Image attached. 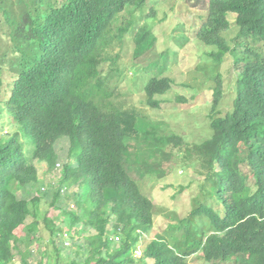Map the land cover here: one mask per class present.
<instances>
[{
  "label": "trees",
  "instance_id": "trees-1",
  "mask_svg": "<svg viewBox=\"0 0 264 264\" xmlns=\"http://www.w3.org/2000/svg\"><path fill=\"white\" fill-rule=\"evenodd\" d=\"M148 1L0 0V264H190L193 255L208 264H264V0H193L187 40L181 24L171 29L176 47L213 46L205 55L213 68L227 55L233 61L231 111L216 115L223 85L213 73L209 137L199 144L161 123L148 126L137 106L114 96L123 75L132 82L136 67L143 82L160 57L157 39L145 40L152 31L143 23L157 15ZM230 16L238 32L228 45ZM174 85L152 75L139 90L145 106L158 109ZM149 137L156 156L136 164L142 175L167 177L182 154L204 177L196 194L181 185L173 206L158 212L128 158ZM64 138L62 164L56 145ZM39 227L49 234L45 249Z\"/></svg>",
  "mask_w": 264,
  "mask_h": 264
},
{
  "label": "rangeland",
  "instance_id": "rangeland-1",
  "mask_svg": "<svg viewBox=\"0 0 264 264\" xmlns=\"http://www.w3.org/2000/svg\"><path fill=\"white\" fill-rule=\"evenodd\" d=\"M192 1L193 0H149L147 2L148 6L155 7L157 15L143 23L147 26V29L152 31L151 34H153L146 35L145 40L157 39L155 45L160 57L157 62L148 69L151 72H146L147 77L144 78L145 80L143 82H137L138 77H140V80L142 77L140 73L141 70L135 67L131 70L132 82L126 78L127 76L125 77L123 75L119 83H117V88L113 93L114 96H118L117 101L124 104L126 107L131 108L134 105L137 106L139 108L138 112L145 118L148 126L151 127V125L161 123V125L174 129L177 134L185 135L189 142L199 144L209 137L210 119L208 118V114L211 109L213 73L219 72L222 74L223 95L215 108L218 117L224 116L227 112L231 111L236 90L234 89L233 61L229 55L225 57L222 64L213 68V63L210 60L208 61L205 57L210 50L214 49L213 46L205 45L196 40H194L196 42L194 44L188 42L180 47H176L179 45V42H176V46L170 43L169 39L172 36H174L172 39L178 37L176 33L173 34L171 32V29H173L176 24H181L183 28H185L179 32V34H182L179 36L182 39L181 43L186 41L190 35L191 24L194 23V17L191 13L198 10V7L194 5ZM132 14V9L128 10V12H122L118 17V22L115 24L114 29L117 31L121 25L129 20ZM229 18L230 28L222 34V37L225 38L228 45H231L232 40L237 36L238 29L235 22H231L233 16ZM179 30L178 27V31ZM129 43L130 41L127 40L125 46L127 53L126 60L128 64H133V50L128 49ZM145 44L147 45V42H145ZM141 47H144V43ZM236 55L239 56V48H237ZM202 60L206 61L203 62ZM154 74H163V76H167L176 81V85L172 86L167 94L161 97L163 102L158 109L145 106L142 100V93L139 92L140 89L143 90V86ZM128 75L130 76L129 73ZM176 98L182 99L177 100ZM14 127L19 140L26 143L25 137L20 134L18 124H15ZM10 130L12 129L9 127L5 128V131L11 132ZM152 141V138L149 137L147 142H141L135 145L137 147L132 148L131 153H129L128 158L135 163L136 169L140 174L143 171H140L139 165L136 164L143 163L150 158L151 160L155 159L156 152H153L151 149L154 148V145H151ZM67 146L68 140L65 138L60 140L56 145V152L60 156L58 161L62 164L64 163L63 161L67 159ZM165 150L174 151L175 154H178L177 149H173L170 146L165 147ZM175 159L174 169L167 177L158 178L153 174L140 175L142 176L140 177L141 182L139 184L141 192L151 199L157 212L163 209L161 207L170 209L173 206L175 202L173 195L179 190V186H190L191 190L194 189V194H196V181H203L204 179V177L198 173L199 167L197 161L183 158L182 154H178ZM183 164L186 165V169L182 170L177 167ZM44 181H47V179H44L42 183ZM42 186L47 187V185ZM19 194L21 195L22 193L20 192ZM38 194L40 193H37V195ZM46 207H49L48 202H41L40 211H44ZM30 221H32L31 217L28 218V222ZM64 224L66 229L71 232L72 237H74L76 231L75 225L69 224L67 220H64ZM38 231L42 235V239L37 246L40 249H45L49 234L43 227H39ZM136 254L137 257L141 255L140 247L137 248ZM188 262L190 264H208L200 259L198 255L190 256Z\"/></svg>",
  "mask_w": 264,
  "mask_h": 264
}]
</instances>
